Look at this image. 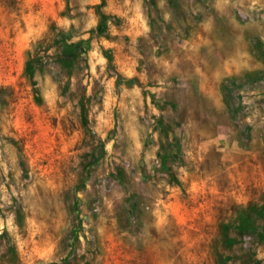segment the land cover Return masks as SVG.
I'll list each match as a JSON object with an SVG mask.
<instances>
[{
	"label": "rangeland",
	"instance_id": "374dc122",
	"mask_svg": "<svg viewBox=\"0 0 264 264\" xmlns=\"http://www.w3.org/2000/svg\"><path fill=\"white\" fill-rule=\"evenodd\" d=\"M5 232L21 264H264V0H0Z\"/></svg>",
	"mask_w": 264,
	"mask_h": 264
},
{
	"label": "trees",
	"instance_id": "16d2710c",
	"mask_svg": "<svg viewBox=\"0 0 264 264\" xmlns=\"http://www.w3.org/2000/svg\"><path fill=\"white\" fill-rule=\"evenodd\" d=\"M100 15H101L102 20H101V24L98 28L99 31L103 29V26H104L103 24L105 22V15H103L102 13H100ZM57 36L61 37L62 35L60 34ZM66 40H68V39L65 38L64 42L62 41V43H61L63 45V48L61 49V51H62L61 53H63V54L60 55L62 57H60L58 60L59 64L68 67L71 64V61H72L71 58H75V59L78 58L79 62H86L87 61L86 54L88 51V48L86 47L87 41L81 40L77 44H75V43L68 44L66 42ZM84 44H85V46H83ZM74 47H77V51L72 56V55H70V51L74 52V51H72V49H74ZM30 55H31V53H30ZM32 63L33 62L31 60L27 62L26 72L28 75L30 74V72L33 68ZM121 212L122 213L116 215V218L118 219V223L120 224V228L122 230H125V229H128L130 227L132 220H134V221L136 220V216H135L136 213H135V209H133L132 207L131 208L123 207V211H121ZM132 217H133V219H132ZM15 221L20 228L23 227V225H24L23 213L21 211H16ZM125 224H127V225H125ZM72 234H73V236L75 235V237H77L76 235L79 234V232L74 231ZM5 235H7L6 232L3 233L0 238H5ZM60 247L62 248V249L60 248L61 250H67L66 248L68 246L66 245L65 239L62 240V242L60 243ZM74 252L75 251L73 249L69 250L68 255L62 260L63 264H77L75 262L77 260V258L75 259ZM0 264H21V260H20L18 251H17L16 246L14 244H10V243L7 244L4 252L0 255ZM53 264H55V263H53Z\"/></svg>",
	"mask_w": 264,
	"mask_h": 264
}]
</instances>
